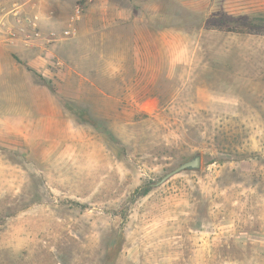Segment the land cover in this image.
Masks as SVG:
<instances>
[{"label": "rangeland", "instance_id": "obj_1", "mask_svg": "<svg viewBox=\"0 0 264 264\" xmlns=\"http://www.w3.org/2000/svg\"><path fill=\"white\" fill-rule=\"evenodd\" d=\"M64 2L40 26L70 37L4 55L0 115L30 85L62 102L46 135L0 121V264H264V35L208 24L264 0ZM37 55L50 85L26 71ZM102 56L133 64L78 66ZM195 154L200 169L156 185Z\"/></svg>", "mask_w": 264, "mask_h": 264}, {"label": "crops", "instance_id": "obj_2", "mask_svg": "<svg viewBox=\"0 0 264 264\" xmlns=\"http://www.w3.org/2000/svg\"><path fill=\"white\" fill-rule=\"evenodd\" d=\"M29 0H0V10L6 9L9 10L16 5H27ZM38 1V2H37ZM65 0H34L36 4V11L41 14L42 22L40 24L43 27H46L47 23L49 25L54 24V21L49 20L46 18L47 14H55L59 13L65 9L64 6ZM28 8V7H27ZM117 7L115 6L114 11L116 12ZM7 49H11L12 51L22 53V55H26L27 58L35 52H39L38 49H31L27 48L23 45L16 44L10 45L4 42L0 37V78H5L6 75V68L4 67V55L7 54ZM117 59L115 56H102L100 58H94L93 67H88L85 63L88 61V58H79L77 62H79L78 66H80L81 70L86 71L89 75H101V78L104 74L108 75V78H112V74L114 73V69L117 70V66L113 65L115 62L119 63H128L132 61L128 60H120L115 61ZM133 59V63L136 69H142L143 71L146 70V64H148L147 60L141 59L139 55H133L131 58ZM28 68H32L33 71L42 74V72L38 69L39 66L45 67V62L42 60L40 55H37L33 58L29 59ZM76 61H71L70 64H74ZM132 63V64H133ZM144 66V67H143ZM91 69L93 71H91ZM121 70L124 69L123 66L120 67ZM28 73H33L29 69L26 70ZM32 78L36 80V75L33 73ZM36 78V79H35ZM106 79V77H105ZM33 80V82H34ZM27 95L24 99L14 101V106L9 107L7 109H3L2 111L5 112L3 115H0V121L7 120L9 121L11 118H16L18 123H14L15 126L20 127H36L41 128L40 130L45 135L48 134L50 130L48 128H52L54 123V116L55 110H61V102L56 101L55 94L50 92L45 86H31L27 89ZM60 104H59V103ZM45 128V131H44ZM38 132V131H37ZM28 134V133H27Z\"/></svg>", "mask_w": 264, "mask_h": 264}, {"label": "built area", "instance_id": "obj_3", "mask_svg": "<svg viewBox=\"0 0 264 264\" xmlns=\"http://www.w3.org/2000/svg\"><path fill=\"white\" fill-rule=\"evenodd\" d=\"M79 16L78 8L75 17L78 19ZM72 33L71 28L43 30L34 0H29L26 6L16 5L9 10H0V37L10 45L20 44L31 49L47 48L61 39L70 37ZM53 63L58 69L63 65L59 60Z\"/></svg>", "mask_w": 264, "mask_h": 264}, {"label": "trees", "instance_id": "obj_4", "mask_svg": "<svg viewBox=\"0 0 264 264\" xmlns=\"http://www.w3.org/2000/svg\"><path fill=\"white\" fill-rule=\"evenodd\" d=\"M209 28L213 25L216 29L222 31H228L233 33H248V34H256V35H264V12L252 13V14H243L237 16H223L217 19V23H208ZM32 71L40 81L46 85H50L51 82L43 77L41 74L32 70V68H28ZM62 102V99L59 98ZM191 159V158H190ZM188 159V160H190ZM187 161V160H186ZM185 162V161H184ZM152 189L151 183L142 184L135 189L132 195V201H136L141 197H146L150 194ZM115 247H111L106 252L107 261L114 262L116 257L113 259L117 252Z\"/></svg>", "mask_w": 264, "mask_h": 264}, {"label": "water", "instance_id": "obj_5", "mask_svg": "<svg viewBox=\"0 0 264 264\" xmlns=\"http://www.w3.org/2000/svg\"><path fill=\"white\" fill-rule=\"evenodd\" d=\"M201 160L202 157L200 154H195L190 160H187L183 163H181L179 166H177L175 169L171 170L167 174H165L157 183L156 185H161L167 180H169L171 177L184 172V171H195L200 169L201 167Z\"/></svg>", "mask_w": 264, "mask_h": 264}]
</instances>
